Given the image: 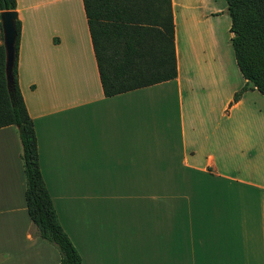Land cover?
<instances>
[{"label":"crops","instance_id":"obj_1","mask_svg":"<svg viewBox=\"0 0 264 264\" xmlns=\"http://www.w3.org/2000/svg\"><path fill=\"white\" fill-rule=\"evenodd\" d=\"M16 1L18 84L81 264H264V95L226 1L171 0L177 76L112 96L82 0ZM25 189L17 128L0 127V264H58Z\"/></svg>","mask_w":264,"mask_h":264},{"label":"trees","instance_id":"obj_2","mask_svg":"<svg viewBox=\"0 0 264 264\" xmlns=\"http://www.w3.org/2000/svg\"><path fill=\"white\" fill-rule=\"evenodd\" d=\"M105 96L177 76L171 0H82ZM237 66L264 95V0H225ZM16 0H0V12L16 11ZM16 26L13 88L8 91L5 52L0 43V127L14 125L21 143L28 213L39 236L60 253L58 264H81V256L63 230L45 185L37 138L18 84L20 20ZM3 39L0 23V40ZM240 92L234 97L237 100Z\"/></svg>","mask_w":264,"mask_h":264},{"label":"water","instance_id":"obj_3","mask_svg":"<svg viewBox=\"0 0 264 264\" xmlns=\"http://www.w3.org/2000/svg\"><path fill=\"white\" fill-rule=\"evenodd\" d=\"M17 12L4 10L0 12V23L2 29V44L5 52L4 72L8 91L13 88L14 76L13 66L16 56V26Z\"/></svg>","mask_w":264,"mask_h":264},{"label":"rangeland","instance_id":"obj_4","mask_svg":"<svg viewBox=\"0 0 264 264\" xmlns=\"http://www.w3.org/2000/svg\"><path fill=\"white\" fill-rule=\"evenodd\" d=\"M2 42V40H0V43ZM256 103H264V96H260V98L258 100H256Z\"/></svg>","mask_w":264,"mask_h":264}]
</instances>
